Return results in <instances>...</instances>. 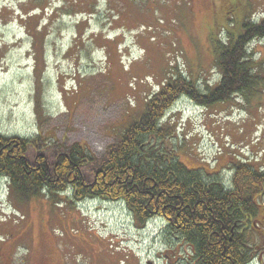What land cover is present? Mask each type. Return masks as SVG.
<instances>
[{"label":"rangeland","instance_id":"obj_1","mask_svg":"<svg viewBox=\"0 0 264 264\" xmlns=\"http://www.w3.org/2000/svg\"><path fill=\"white\" fill-rule=\"evenodd\" d=\"M224 1L0 0V134L38 137L32 160L40 153L54 163L63 153L58 149L75 142L104 155L168 72H200L212 83L221 77L211 35L222 32ZM233 12L236 23L226 27L237 34L242 15L264 18V0H241ZM248 48L264 56V38ZM245 102L235 95L205 110L179 98L166 118L176 126L173 142L186 140L182 161L214 169L222 153L228 178L236 159L264 163V111L257 101L251 113ZM52 201L19 199L0 177V264H186L190 258L186 246L169 244L167 222L153 219L141 228L122 201L72 204L63 195Z\"/></svg>","mask_w":264,"mask_h":264},{"label":"trees","instance_id":"obj_2","mask_svg":"<svg viewBox=\"0 0 264 264\" xmlns=\"http://www.w3.org/2000/svg\"><path fill=\"white\" fill-rule=\"evenodd\" d=\"M240 1L222 3L227 10L222 32L211 35L221 77L212 83L200 72H168L166 84L147 97L104 155L75 142L60 147L63 153L54 163L40 153L32 160L29 151L34 152L38 137L0 134V177L8 178L10 193L19 199L43 195L51 201L63 195L72 204L91 197L122 201L141 228L153 219L167 222L169 244L176 240L186 246V264L264 263V163L236 159L233 168L228 165L229 178L222 153L214 158V169L211 163L189 166L179 155L186 140L173 142L176 126L166 118L181 97L209 110L236 95L251 113L257 101L264 111V56L255 58L248 51L253 39L264 38V18L249 20L248 13L242 15L239 33L228 30L226 26L236 23L233 11Z\"/></svg>","mask_w":264,"mask_h":264},{"label":"flooded vegetation","instance_id":"obj_3","mask_svg":"<svg viewBox=\"0 0 264 264\" xmlns=\"http://www.w3.org/2000/svg\"><path fill=\"white\" fill-rule=\"evenodd\" d=\"M228 4V1L227 2H225V5L224 6H226Z\"/></svg>","mask_w":264,"mask_h":264}]
</instances>
